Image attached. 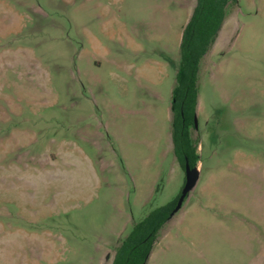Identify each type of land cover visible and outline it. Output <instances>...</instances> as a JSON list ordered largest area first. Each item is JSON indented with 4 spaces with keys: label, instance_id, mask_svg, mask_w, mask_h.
<instances>
[{
    "label": "rangeland",
    "instance_id": "374dc122",
    "mask_svg": "<svg viewBox=\"0 0 264 264\" xmlns=\"http://www.w3.org/2000/svg\"><path fill=\"white\" fill-rule=\"evenodd\" d=\"M196 0H0V264H111L184 185L171 140ZM199 179L146 264H264V0L198 73Z\"/></svg>",
    "mask_w": 264,
    "mask_h": 264
},
{
    "label": "trees",
    "instance_id": "16d2710c",
    "mask_svg": "<svg viewBox=\"0 0 264 264\" xmlns=\"http://www.w3.org/2000/svg\"><path fill=\"white\" fill-rule=\"evenodd\" d=\"M236 7L237 0H196L192 14L182 28L178 63L174 66L169 60L175 69L170 108L171 140L175 160L183 172L186 161L190 167L198 161L190 132L195 128L200 65L224 21ZM179 196L180 193L170 205L151 210L139 222H133L129 232L118 241L111 264H144L153 243L170 220Z\"/></svg>",
    "mask_w": 264,
    "mask_h": 264
},
{
    "label": "water",
    "instance_id": "95a60500",
    "mask_svg": "<svg viewBox=\"0 0 264 264\" xmlns=\"http://www.w3.org/2000/svg\"><path fill=\"white\" fill-rule=\"evenodd\" d=\"M194 125L196 127V118L194 116ZM199 179V169L194 166L190 167L186 161L184 165V185L180 191V196L176 202V205L170 213V219L180 210L184 200L188 197L189 193L194 189ZM147 262V261H146ZM146 262L144 264H146Z\"/></svg>",
    "mask_w": 264,
    "mask_h": 264
},
{
    "label": "crops",
    "instance_id": "0c3cea01",
    "mask_svg": "<svg viewBox=\"0 0 264 264\" xmlns=\"http://www.w3.org/2000/svg\"><path fill=\"white\" fill-rule=\"evenodd\" d=\"M196 4V3H195ZM194 7H195V5H194ZM194 7H193V9H194ZM193 9H192V11H193ZM191 14H192V12H191ZM191 16V15H190ZM219 35V34H218Z\"/></svg>",
    "mask_w": 264,
    "mask_h": 264
}]
</instances>
